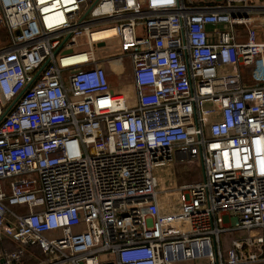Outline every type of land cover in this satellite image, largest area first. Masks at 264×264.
<instances>
[{"label":"built area","instance_id":"obj_1","mask_svg":"<svg viewBox=\"0 0 264 264\" xmlns=\"http://www.w3.org/2000/svg\"><path fill=\"white\" fill-rule=\"evenodd\" d=\"M0 29V264L262 260L264 0H0Z\"/></svg>","mask_w":264,"mask_h":264},{"label":"rangeland","instance_id":"obj_2","mask_svg":"<svg viewBox=\"0 0 264 264\" xmlns=\"http://www.w3.org/2000/svg\"><path fill=\"white\" fill-rule=\"evenodd\" d=\"M91 4V1H89V5ZM6 35L5 31L3 29H0V44L1 42H4ZM79 43H84L85 38L79 37L77 39ZM118 43L116 38H110L107 39L104 45H95V53L99 60L108 59V61L114 60V57L121 56L119 49H118ZM86 49L85 46L80 47V49ZM83 49V50H84ZM121 63L123 66L126 67V74L130 72V66L128 64V59L126 57L121 58ZM109 66V64H108ZM111 66V65H110ZM116 66L115 64L113 67ZM263 71V67H260L256 69V66H252L247 71L244 72V76L246 79H250L252 82L251 77H261ZM117 77V76H116ZM118 84H123L124 80L118 78ZM157 174L159 176H162L165 186L167 187H177L179 184L183 183H196L202 179L203 173H202V166L199 161H173L169 163L165 167H161L157 169ZM179 191L173 190L169 194V199L172 202H179ZM254 233H261L264 236V228L263 229H256L253 230ZM227 237L234 236V234H228L224 235L223 238L226 239ZM264 244L262 246V260L254 262V264H261L264 263Z\"/></svg>","mask_w":264,"mask_h":264},{"label":"crops","instance_id":"obj_3","mask_svg":"<svg viewBox=\"0 0 264 264\" xmlns=\"http://www.w3.org/2000/svg\"><path fill=\"white\" fill-rule=\"evenodd\" d=\"M108 75H110V82L112 84L113 87H115L116 90H119L121 91L123 89V91H129L131 90V85H129V83H126V84H118V80L116 78V75L111 73L109 70H108ZM0 241H3V242H8L10 243L9 245L12 246V247H9L10 249H13L14 248V244L7 241V240H0ZM8 248V247H7ZM34 254L35 255H39V251L37 249L34 250Z\"/></svg>","mask_w":264,"mask_h":264},{"label":"bare ground","instance_id":"obj_4","mask_svg":"<svg viewBox=\"0 0 264 264\" xmlns=\"http://www.w3.org/2000/svg\"><path fill=\"white\" fill-rule=\"evenodd\" d=\"M106 34H109V31H106V30H100V31H98V32H94V33H93V36H94V37H99V36L106 35Z\"/></svg>","mask_w":264,"mask_h":264},{"label":"trees","instance_id":"obj_5","mask_svg":"<svg viewBox=\"0 0 264 264\" xmlns=\"http://www.w3.org/2000/svg\"><path fill=\"white\" fill-rule=\"evenodd\" d=\"M10 243H8V242H3V241H0V249H2V248H7V249H10L9 247H12V246H10L9 245ZM264 244V243H263ZM264 254V253H263ZM252 264H254V263H252ZM261 264H264V263H261Z\"/></svg>","mask_w":264,"mask_h":264},{"label":"water","instance_id":"obj_6","mask_svg":"<svg viewBox=\"0 0 264 264\" xmlns=\"http://www.w3.org/2000/svg\"><path fill=\"white\" fill-rule=\"evenodd\" d=\"M104 43L103 42H98L97 45H103Z\"/></svg>","mask_w":264,"mask_h":264}]
</instances>
